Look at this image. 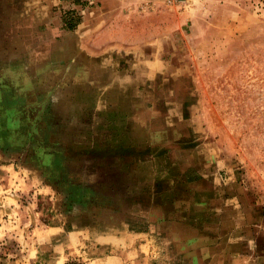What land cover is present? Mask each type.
Wrapping results in <instances>:
<instances>
[{"label":"rangeland","instance_id":"1","mask_svg":"<svg viewBox=\"0 0 264 264\" xmlns=\"http://www.w3.org/2000/svg\"><path fill=\"white\" fill-rule=\"evenodd\" d=\"M0 45L69 162L0 148V264H264V0H0Z\"/></svg>","mask_w":264,"mask_h":264},{"label":"crops","instance_id":"2","mask_svg":"<svg viewBox=\"0 0 264 264\" xmlns=\"http://www.w3.org/2000/svg\"><path fill=\"white\" fill-rule=\"evenodd\" d=\"M4 52L0 45V77L3 80L13 79L17 84L12 94L0 97V148L9 150L15 156L24 148L39 146L47 148L40 151L41 155L51 158L54 164L61 167L69 165L65 153L55 150L60 146L56 143L61 133L64 137L65 132L63 121L51 111L54 102L48 104L47 110H36L34 116L29 112H34V77L30 74L27 59L30 51L17 49L7 54Z\"/></svg>","mask_w":264,"mask_h":264},{"label":"flooded vegetation","instance_id":"3","mask_svg":"<svg viewBox=\"0 0 264 264\" xmlns=\"http://www.w3.org/2000/svg\"><path fill=\"white\" fill-rule=\"evenodd\" d=\"M69 24V23H68ZM69 26V25H68ZM67 26V28L68 29H71L72 27H73V25H72V27L71 28H69ZM7 83V82H6ZM6 83H5V80H3L2 79V77H0V97L1 98H3V97H5V96H7V95H10V94H12L13 93V90H14V88H15V86L12 88V89H10L9 91H7V87H6ZM8 84H10V83H8ZM9 92V93H8ZM39 147V146H38ZM58 180L59 181H62V185H65V186H67V184H69L70 183V180H72L71 179V177H68V179L67 178H62V179H60V178H58Z\"/></svg>","mask_w":264,"mask_h":264},{"label":"built area","instance_id":"4","mask_svg":"<svg viewBox=\"0 0 264 264\" xmlns=\"http://www.w3.org/2000/svg\"><path fill=\"white\" fill-rule=\"evenodd\" d=\"M161 1L171 2V1H174V0H161Z\"/></svg>","mask_w":264,"mask_h":264},{"label":"trees","instance_id":"5","mask_svg":"<svg viewBox=\"0 0 264 264\" xmlns=\"http://www.w3.org/2000/svg\"><path fill=\"white\" fill-rule=\"evenodd\" d=\"M69 25V24H68ZM69 28H71L72 27V25L70 24V26H68Z\"/></svg>","mask_w":264,"mask_h":264}]
</instances>
